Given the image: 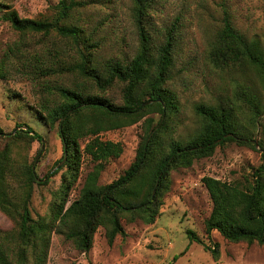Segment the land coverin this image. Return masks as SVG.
I'll return each mask as SVG.
<instances>
[{
    "label": "trees",
    "instance_id": "obj_1",
    "mask_svg": "<svg viewBox=\"0 0 264 264\" xmlns=\"http://www.w3.org/2000/svg\"><path fill=\"white\" fill-rule=\"evenodd\" d=\"M158 2L131 0L137 47L131 56L122 58L101 57L92 35L73 22L75 10L84 6L82 0H59L33 18L20 17L16 10L1 3L2 19L20 33L47 36L54 32L73 44L72 60L37 67V78L61 74L81 80L72 85L41 82L50 97L37 102V107L49 126L57 124L63 154L66 153L65 169L47 215L33 216L31 212L36 185L50 176L46 173L39 177L30 157L32 142H39V153L43 137L25 124L11 132L0 127V212L12 223L11 228L0 229V264H46L53 231L87 253L101 226L107 242L112 244L117 235L125 234L123 219L147 224L156 220L173 169L190 167L226 142L255 149V136L261 162L252 170L251 182L247 179L248 186L212 176L201 178L212 204L204 227L207 234L216 230L229 242L264 247V44L238 29L229 9L222 6L220 25L208 42L207 59L220 70L254 74L263 92L244 83L233 98L196 103L190 129L180 131L183 110L169 86L179 28L174 21L164 32H154L150 14ZM8 56H3L4 66ZM115 84L121 85V104L102 94ZM135 123H140L141 135L133 161L117 179L99 183L106 162L123 152L120 141L102 139L100 133ZM83 154L93 167L78 196L66 205L78 179ZM188 234L189 238L195 237L190 230ZM206 249L217 257V243Z\"/></svg>",
    "mask_w": 264,
    "mask_h": 264
},
{
    "label": "rangeland",
    "instance_id": "obj_2",
    "mask_svg": "<svg viewBox=\"0 0 264 264\" xmlns=\"http://www.w3.org/2000/svg\"><path fill=\"white\" fill-rule=\"evenodd\" d=\"M58 1L0 0V127L11 132L18 129L17 125L25 124L40 133L42 149L37 153L40 144L35 140L31 144L30 157L39 177L46 173L50 175L35 187L31 201L33 216L48 214L49 203L59 188L60 175L65 169L64 163L56 167L64 155L58 126H49L37 107V102L50 97L41 82L72 85L81 79L61 74L37 78L34 72L37 67L72 60L75 57V51L70 48L73 44L54 32L47 36L20 33L2 19L1 3L16 10L20 17L33 18ZM82 1L84 6L75 10L73 22L92 35L99 45L100 56H131L137 47L131 0ZM222 6L229 9L238 29L264 44V0H160L150 14V23L157 34L164 32L174 21L179 28L177 56L169 86L178 96L183 110L184 122L180 131L190 129L196 103L233 98L235 90L244 83L258 93L263 92L254 74L220 70L207 59L208 42L220 25ZM9 48H12L10 53ZM5 53L9 59L4 66ZM102 94L116 104L122 103L120 84ZM155 118L158 120L159 116ZM140 135V123L100 133L102 139L120 141L123 152L106 162L99 183H110L124 174L134 159ZM253 139L257 141V136ZM260 162L258 146L253 149L235 142L219 145L212 155L195 160L190 167L171 171L169 190L164 194L153 223L123 219L125 234L117 235L112 244L107 242L104 228L100 226L87 253L79 251L61 233L53 231L46 264H264L263 246L229 242L216 230L206 233L204 220L212 204L201 182L203 176H212L248 186L251 172ZM92 167L93 163L83 154L79 176L66 205L78 196ZM55 170L58 172L53 173ZM11 226L9 218L0 212V229L7 230ZM189 230L195 237L189 238ZM215 243L218 244L217 257L206 249V246L213 248Z\"/></svg>",
    "mask_w": 264,
    "mask_h": 264
},
{
    "label": "water",
    "instance_id": "obj_3",
    "mask_svg": "<svg viewBox=\"0 0 264 264\" xmlns=\"http://www.w3.org/2000/svg\"><path fill=\"white\" fill-rule=\"evenodd\" d=\"M254 143H255V146H257V141L256 140H254ZM64 151H65V147H64ZM262 151H264V149H262ZM65 160H66V153H64L63 159L57 164L56 167H59L61 164H63L65 162ZM32 168H34V166ZM154 192H155V188L152 191V195H153Z\"/></svg>",
    "mask_w": 264,
    "mask_h": 264
}]
</instances>
